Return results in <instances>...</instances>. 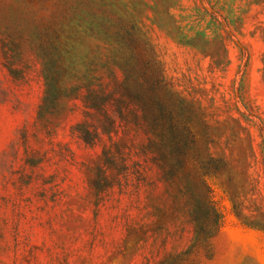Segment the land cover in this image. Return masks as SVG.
Segmentation results:
<instances>
[{"label":"rangeland","instance_id":"rangeland-1","mask_svg":"<svg viewBox=\"0 0 264 264\" xmlns=\"http://www.w3.org/2000/svg\"><path fill=\"white\" fill-rule=\"evenodd\" d=\"M114 3L194 105V155L222 157L230 170L204 178L190 154L165 180L156 154H138L144 182L131 177L98 196L90 180L111 141L87 145L72 133L85 120L80 98L62 99L54 114L39 117L40 62L25 41L20 59L6 57L0 35V264H264V0ZM60 47L64 86L130 56L76 28L66 29ZM141 53L138 59L150 55ZM148 138L155 137L133 125L112 135L132 155ZM209 189L240 215L196 241L191 194L210 199Z\"/></svg>","mask_w":264,"mask_h":264},{"label":"trees","instance_id":"trees-1","mask_svg":"<svg viewBox=\"0 0 264 264\" xmlns=\"http://www.w3.org/2000/svg\"><path fill=\"white\" fill-rule=\"evenodd\" d=\"M8 1L0 9L3 53L20 59V43L25 41L38 58L43 82L38 116L54 114L62 99L80 98L85 120L74 126L72 133L87 145L102 136L111 141L103 149L90 180L98 196L114 185L120 189L122 181L126 183L131 177L136 184L144 182L141 162L135 158L138 154H156L153 160L159 162L165 180L173 179L185 168L190 154L204 178L230 170L222 157L194 155L196 140L190 126L196 118L194 105L174 90V83L165 77L141 30L130 17L118 15L114 0ZM67 28L81 29L88 36L116 44L130 56L118 63L104 62L100 68H88L76 82L64 86L66 71L60 41ZM141 52L150 55L138 59ZM8 70L16 79L23 77L21 69ZM128 125L144 128L155 137L148 138L140 152L133 155L112 141V135ZM209 197L191 194L188 215L196 241H207L216 231L235 224L233 219L240 215L235 204L227 206L224 197L213 189H209Z\"/></svg>","mask_w":264,"mask_h":264}]
</instances>
